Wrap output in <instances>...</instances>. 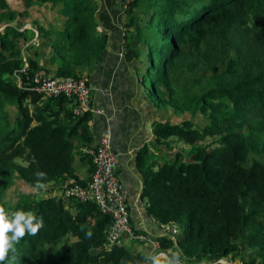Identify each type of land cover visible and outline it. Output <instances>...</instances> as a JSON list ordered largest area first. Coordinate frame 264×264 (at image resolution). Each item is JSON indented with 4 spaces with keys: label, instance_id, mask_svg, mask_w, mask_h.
<instances>
[{
    "label": "trees",
    "instance_id": "1",
    "mask_svg": "<svg viewBox=\"0 0 264 264\" xmlns=\"http://www.w3.org/2000/svg\"><path fill=\"white\" fill-rule=\"evenodd\" d=\"M21 1L17 10L0 0V206L6 212L3 195L15 177L34 188L38 171L46 186L69 177L76 181L68 185H86L76 176L73 139L93 141V112L75 116L66 96L44 102L20 87L14 73L28 61L30 76L85 77L90 85L110 40L98 29L96 0ZM125 10L124 56L146 62L140 82L149 101L209 119L201 128L193 120L154 123L158 144L171 150L168 141L176 139L190 145L187 154L152 157L148 146L139 152L147 213L181 230L176 240L157 237L162 249L180 252L184 264H264V159L247 165L252 152L264 151L249 119L255 109L264 116V0H133ZM9 107L18 111L14 120ZM207 137L215 139L205 143ZM17 210L42 217L43 227L15 245L12 264H151L144 249L102 248L111 218L94 201L43 189Z\"/></svg>",
    "mask_w": 264,
    "mask_h": 264
},
{
    "label": "crops",
    "instance_id": "2",
    "mask_svg": "<svg viewBox=\"0 0 264 264\" xmlns=\"http://www.w3.org/2000/svg\"><path fill=\"white\" fill-rule=\"evenodd\" d=\"M12 1H15L18 7ZM8 2L17 10L23 9L24 4L21 0H8ZM96 4L98 29L108 32L110 40L107 49L89 77L92 102L96 108L89 123L93 141L84 144L79 136L73 140L74 143L80 144V153H78L81 155L78 161L79 168L75 165V157L73 160L76 176L86 184L91 179L94 162L91 158L90 160L83 158L82 148L88 144H96L109 128L114 149L120 154V175L130 193L132 226L136 231H147L149 235L155 237L161 231L157 223L153 222V217L147 213L146 202L142 199L144 178L137 158L141 149L149 145L152 146V148L149 147L152 157H162L163 155L159 152L167 151L164 149L165 146L156 142L154 134V123L165 117L164 110L155 107L149 101L140 82V74L144 71L140 65L146 67V63L139 59L133 61L125 59L122 41L127 12L122 2L120 0H96ZM25 28H32V25L26 24ZM34 42L36 43L34 45H39L37 37ZM43 51H45L44 47ZM46 58V56L43 57L41 61L44 63ZM71 107L72 103L69 108ZM73 180L76 181L69 177L64 179L63 183ZM132 247L134 250L148 251L147 247L139 248L135 244Z\"/></svg>",
    "mask_w": 264,
    "mask_h": 264
},
{
    "label": "built area",
    "instance_id": "3",
    "mask_svg": "<svg viewBox=\"0 0 264 264\" xmlns=\"http://www.w3.org/2000/svg\"><path fill=\"white\" fill-rule=\"evenodd\" d=\"M133 0H123L122 5L126 9ZM126 34V28L123 29ZM125 39L122 41V50L126 49ZM29 63L14 73L18 85L24 89L42 94L46 98L66 96L73 100L72 111L75 116H83L87 112H96L92 102L91 87L86 78L72 79L67 77H51L43 73L33 76L28 75ZM26 75V77H25ZM84 155L91 156L94 162V171L86 185L65 184L64 196L76 198L79 201H94L101 213L110 216L111 222L106 230V239L102 245L104 250H111L114 246L126 244L125 238L144 241L147 254L164 252L170 254V250H163L157 237H169L176 240L181 230L177 224L157 223L161 231L157 236H146L136 233L131 223L130 193L120 175V154L112 144V134L109 128L102 134L99 141L88 144L82 148ZM181 264V260H180Z\"/></svg>",
    "mask_w": 264,
    "mask_h": 264
},
{
    "label": "rangeland",
    "instance_id": "4",
    "mask_svg": "<svg viewBox=\"0 0 264 264\" xmlns=\"http://www.w3.org/2000/svg\"><path fill=\"white\" fill-rule=\"evenodd\" d=\"M12 3L14 5H16V7H18V5L15 3V1H12ZM32 42H34V40H32ZM35 43V42H34ZM36 44V43H35ZM38 44V43H37ZM126 46V44H125ZM126 50V49H125ZM123 50V52L125 51ZM143 57V56H142ZM146 59V56L143 57V60ZM145 62V61H144ZM146 63V62H145ZM141 69H145V67L140 65ZM85 78V77H84ZM29 99V98H28ZM48 98L44 97L42 101H47ZM66 105H68L67 107L71 106V104L68 102ZM72 106H73V102H72ZM32 108V107H31ZM9 115L10 118L12 120H14L17 115H18V111L13 108V107H9ZM163 110H164V116L167 117H162V119H160L161 122H170V123H180L184 120H193L196 123V127L201 128L203 127L207 122H208V117L202 113H197L196 115H193L190 112H181L178 113L176 112L172 106L167 105V106H163ZM249 119L252 123V125L255 127L256 131L260 134V138H261V147L264 150L263 144H264V116L263 113L260 112L259 110L255 109L253 112L250 113L249 115ZM168 120V121H166ZM75 138V137H74ZM215 138L214 137H207L206 140L204 141L205 143H211ZM74 140V139H73ZM170 144L172 145L173 149L168 150L166 148L167 151H162L159 152L161 155H163L162 157L164 158H172L174 156V153L176 150H182L185 152V154L190 152V145L181 142V141H177L176 139H171ZM76 147L74 150V157H75V165L77 168H79L80 166L79 164V157L81 156L79 153V143H75ZM160 144V143H159ZM164 146V145H163ZM150 148H152V146L149 145ZM79 152V153H78ZM253 157H258L261 159H264V151L263 152H252L249 156L247 165H249L251 163V160ZM19 163H23L26 164L25 160L22 159H18ZM64 179L60 180L58 185H51V186H46V189H50L51 190V194L57 195L59 197H65L64 196V187L65 184H67L66 182H64ZM60 187V189L58 188ZM59 189V190H58ZM36 192L37 189L32 187L29 184L24 183L21 179H19L18 177L14 178V181L11 183V185L7 188V191L5 192V194L3 195V202H5V206L7 207L6 209L8 210L9 213H11L12 211H14L15 205L18 204L19 202H24L27 201L28 197H32V196H36ZM76 199V198H73ZM67 202H69V198L67 200ZM136 233H142L146 236H149V233L147 231H136ZM71 240H73V238H71ZM125 243L128 246H132V245H136L139 248H144L146 247V244L144 243V241H140L138 239H131V238H125ZM55 247H50V250L52 251ZM247 259H250L253 256L252 252H247ZM223 263L228 262L229 260L227 259H222L221 260ZM181 264H184L181 261ZM206 264V263H205ZM232 264H242L240 261L235 260L234 262H232Z\"/></svg>",
    "mask_w": 264,
    "mask_h": 264
},
{
    "label": "clouds",
    "instance_id": "5",
    "mask_svg": "<svg viewBox=\"0 0 264 264\" xmlns=\"http://www.w3.org/2000/svg\"><path fill=\"white\" fill-rule=\"evenodd\" d=\"M35 175L37 176L36 189L39 193L40 190L46 188V185L41 182L45 173L38 171ZM42 227V217L38 219L34 213L19 210L9 214L4 207L0 206V264H4L6 260L12 264L16 258L15 245L26 234L36 235ZM86 235L90 238L92 233L88 232ZM9 253L12 254L11 257ZM180 255V252L171 254L152 252L145 255V261H150L151 264H180Z\"/></svg>",
    "mask_w": 264,
    "mask_h": 264
},
{
    "label": "water",
    "instance_id": "6",
    "mask_svg": "<svg viewBox=\"0 0 264 264\" xmlns=\"http://www.w3.org/2000/svg\"><path fill=\"white\" fill-rule=\"evenodd\" d=\"M121 2H123V0H120Z\"/></svg>",
    "mask_w": 264,
    "mask_h": 264
}]
</instances>
